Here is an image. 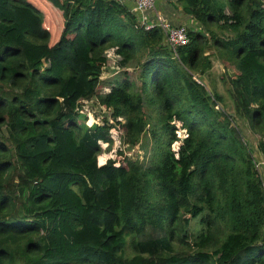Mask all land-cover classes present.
<instances>
[{"label": "trees", "instance_id": "1", "mask_svg": "<svg viewBox=\"0 0 264 264\" xmlns=\"http://www.w3.org/2000/svg\"><path fill=\"white\" fill-rule=\"evenodd\" d=\"M178 2L206 31L187 28L173 51L128 2L0 0V264H264L263 193L234 118L264 157V0ZM210 47L237 70L233 115L194 77L207 75ZM112 48L121 67L137 61L140 83L123 71L101 93ZM91 99L109 113L80 125ZM111 128L131 148L148 129L151 163L100 164Z\"/></svg>", "mask_w": 264, "mask_h": 264}, {"label": "rangeland", "instance_id": "2", "mask_svg": "<svg viewBox=\"0 0 264 264\" xmlns=\"http://www.w3.org/2000/svg\"><path fill=\"white\" fill-rule=\"evenodd\" d=\"M120 1L128 2V0ZM157 10L162 13L166 19L181 22L179 24L185 25L188 29L200 28V30L206 31L201 24L181 11V5L178 0H158ZM228 34L229 33H225V36ZM208 51L211 67L207 70V75H203L199 78L195 73L194 77L199 78L210 94H214L216 92L218 95H220L221 99L219 100L218 108H222L224 111L233 115L234 107L228 92V88L230 86L228 83V77L236 75L237 70L234 63L227 60L226 56L215 47H210ZM136 63L137 61L133 60L126 67H121L118 58L112 55V53H109L107 55V62L104 67V72L101 77L102 82L98 88V91L101 93L108 91L111 81L121 77L123 71H127L128 76H130V78H132L135 82L136 86H138L140 80L137 78L138 67ZM81 103V117L79 120L80 125L85 124L89 127L92 123H100L102 117L109 113V111L106 112L103 106L98 105L95 99L82 100ZM144 108L146 116L149 115L148 118L150 120V125H152L154 121L153 110L148 105H145ZM234 118L235 123L243 135L244 141H246L248 149L252 152V154L257 153L258 151L256 149V145L259 134L251 128L247 120L238 117ZM0 133H5L4 127L0 129ZM157 133L159 132L157 131ZM183 133V130H179V135L181 137L183 136ZM122 136L123 134H120L119 142L116 141L117 144H115L113 140L110 144L106 141H102L101 153L98 157L99 163L103 164L108 158L118 161L122 159V157L127 156L131 160L137 159L143 165H149L155 152V147L158 144L156 140L151 137L149 130L146 129L144 135L140 138V141L132 148L128 146V143L122 142ZM172 148H177L176 143L172 144ZM120 152L121 154H119ZM101 156H104L103 163H101L99 160ZM201 227L202 226L199 222V217L192 218L187 225V228L191 233H196L201 229ZM174 246L176 251H188V246L182 242L175 241ZM125 254L126 256H132L134 254V249L131 243H128L125 249Z\"/></svg>", "mask_w": 264, "mask_h": 264}, {"label": "built area", "instance_id": "3", "mask_svg": "<svg viewBox=\"0 0 264 264\" xmlns=\"http://www.w3.org/2000/svg\"><path fill=\"white\" fill-rule=\"evenodd\" d=\"M157 0H128V7L130 12L136 16L138 24L144 29L148 30L154 26H159L164 33L165 43L175 51L177 47L185 45L188 43V33L187 27L183 24H173L170 20L166 19L162 13L157 10L155 6ZM112 53L115 57H119L114 53V49H109L106 51V56ZM102 77V76H101ZM195 79L201 82L198 78ZM202 83V82H201ZM81 110V109H80ZM118 120L123 121L122 118H118ZM110 121H112L110 119ZM91 125V124H90ZM117 126V125H115ZM177 126V136L183 138L186 136L185 130L180 127V123L176 122ZM179 130H183V136L179 135ZM122 135V129H110V135L113 139L114 143L119 142V136ZM176 146H178L179 141L174 142ZM102 145V141H100ZM176 149V148H173ZM253 156V166L256 170L259 180L260 187L263 193V207H264V157L261 153L257 152L252 154Z\"/></svg>", "mask_w": 264, "mask_h": 264}, {"label": "crops", "instance_id": "4", "mask_svg": "<svg viewBox=\"0 0 264 264\" xmlns=\"http://www.w3.org/2000/svg\"><path fill=\"white\" fill-rule=\"evenodd\" d=\"M157 2H158V0L156 1V4H155V6L157 7ZM178 19V18H177ZM171 21V20H170ZM172 23H174V24H178V23H181V22H176V20H173V21H171Z\"/></svg>", "mask_w": 264, "mask_h": 264}, {"label": "clouds", "instance_id": "5", "mask_svg": "<svg viewBox=\"0 0 264 264\" xmlns=\"http://www.w3.org/2000/svg\"><path fill=\"white\" fill-rule=\"evenodd\" d=\"M203 84V83H202Z\"/></svg>", "mask_w": 264, "mask_h": 264}]
</instances>
